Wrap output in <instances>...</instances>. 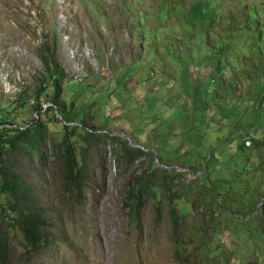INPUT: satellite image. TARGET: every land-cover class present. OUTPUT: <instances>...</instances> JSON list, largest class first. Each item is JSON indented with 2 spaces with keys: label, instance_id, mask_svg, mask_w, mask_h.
Instances as JSON below:
<instances>
[{
  "label": "rangeland",
  "instance_id": "374dc122",
  "mask_svg": "<svg viewBox=\"0 0 264 264\" xmlns=\"http://www.w3.org/2000/svg\"><path fill=\"white\" fill-rule=\"evenodd\" d=\"M44 50L65 72L67 128L50 116ZM0 116V128L48 124L44 164L26 153L16 166L44 205L52 243L31 258L20 230L0 219L9 264H247L255 251L264 259L258 223L232 212L264 197L253 143L264 140V0H0ZM86 127L100 141L84 142ZM64 138L87 161L79 193L81 183L69 191L62 178ZM152 171L166 182L156 179L157 196L144 193L131 212L129 190Z\"/></svg>",
  "mask_w": 264,
  "mask_h": 264
},
{
  "label": "trees",
  "instance_id": "16d2710c",
  "mask_svg": "<svg viewBox=\"0 0 264 264\" xmlns=\"http://www.w3.org/2000/svg\"><path fill=\"white\" fill-rule=\"evenodd\" d=\"M48 51L44 50L41 54V59L46 66V70L50 76V79L55 87V92L51 97L53 106L56 108H49L51 110L52 120L60 126L69 127L68 119L73 118L71 116L73 111L68 110V113L64 112V106L60 102L61 82L60 80L65 75L64 70L56 63L53 55H49ZM47 90V86L44 84V79L39 80V86L37 88L36 96L38 99L44 95ZM40 107H42L40 105ZM59 111L63 118H61L57 112ZM42 116V112L40 113ZM68 119H67V118ZM5 119L4 116H0V123ZM73 128V127H72ZM48 124L41 118L31 121L26 127L17 128H0V219L8 226L14 227L20 230L23 238V246L26 249L29 257L33 258L38 253L45 250L52 243L53 236L48 228L49 218L46 215L44 205L42 204L35 186L28 181H25L22 173L17 169L16 162L19 156L24 154L33 155L37 160L44 164L45 153L41 148L43 141L46 138ZM73 128L72 130H74ZM92 128L84 132L82 140L89 144L90 136L95 140L100 141L96 134H93ZM78 135H82L78 132ZM54 143L56 141L54 140ZM254 148L258 150L259 166L264 170V140H253ZM64 154L62 160L64 162L62 178L66 182V188H69V183H81L76 190L77 193L83 188V184L87 182L86 164L84 156H80V159L75 156L70 142L67 138L63 140ZM127 152L132 155H140L142 152L139 148H132L127 145ZM215 151V150H214ZM213 151V153H214ZM217 152V150L215 151ZM81 162V163H80ZM195 172L197 170H194ZM217 172V170H215ZM212 173V172H210ZM162 178L166 182V176L164 173H158L152 171L147 175H142L137 180V186H133L129 193L135 191V195L131 198L130 209L131 212H140L143 207L141 202L143 194L148 193L152 197H156L157 193L154 189L158 178ZM157 179V180H156ZM226 182V183H225ZM83 183V184H82ZM230 179H225L222 184L229 186ZM172 187L165 186L164 192L172 191ZM201 188L206 189L209 193L215 195L219 194L215 188H209L205 185H201ZM76 189V188H75ZM176 192H172V196L169 197L170 206L169 213L172 218V238L173 241L179 246L180 232L182 223H180V215L178 210L174 207L173 201L177 198ZM222 196V194H220ZM131 197V195H130ZM220 198V197H219ZM229 210V209H227ZM235 215L248 216V222L255 220L258 223V228L264 235V197L258 194V200L252 202L250 206L243 207L239 211H232ZM229 211L230 214H232ZM182 218V217H181ZM0 222V264H9L8 257V237L5 229ZM258 251H255L248 260L247 264H264V259L258 257ZM180 255V247L177 248L176 257Z\"/></svg>",
  "mask_w": 264,
  "mask_h": 264
},
{
  "label": "crops",
  "instance_id": "0c3cea01",
  "mask_svg": "<svg viewBox=\"0 0 264 264\" xmlns=\"http://www.w3.org/2000/svg\"><path fill=\"white\" fill-rule=\"evenodd\" d=\"M215 149V148H214ZM215 151H216V149H215Z\"/></svg>",
  "mask_w": 264,
  "mask_h": 264
}]
</instances>
